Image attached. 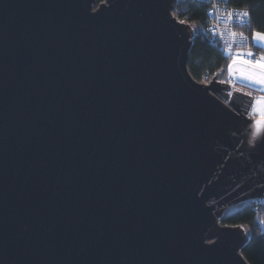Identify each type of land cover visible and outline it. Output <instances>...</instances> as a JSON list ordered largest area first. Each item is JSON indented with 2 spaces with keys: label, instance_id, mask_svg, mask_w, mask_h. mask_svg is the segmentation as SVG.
Masks as SVG:
<instances>
[{
  "label": "water",
  "instance_id": "water-1",
  "mask_svg": "<svg viewBox=\"0 0 264 264\" xmlns=\"http://www.w3.org/2000/svg\"><path fill=\"white\" fill-rule=\"evenodd\" d=\"M178 1L0 0V264H250L264 127L193 79Z\"/></svg>",
  "mask_w": 264,
  "mask_h": 264
},
{
  "label": "trees",
  "instance_id": "trees-1",
  "mask_svg": "<svg viewBox=\"0 0 264 264\" xmlns=\"http://www.w3.org/2000/svg\"><path fill=\"white\" fill-rule=\"evenodd\" d=\"M103 0H97L100 4ZM230 7L250 11L249 25L242 31L249 38L254 31H264V0H228ZM209 4L201 0H179L174 11L175 17L195 29L192 51L189 56L188 70L194 80L207 83L221 73L226 66L227 58L218 40L204 33L209 24L207 11ZM223 223L231 226H242L247 231L248 242L243 249V256L250 264H264V200L248 201L229 210Z\"/></svg>",
  "mask_w": 264,
  "mask_h": 264
},
{
  "label": "built area",
  "instance_id": "built-area-1",
  "mask_svg": "<svg viewBox=\"0 0 264 264\" xmlns=\"http://www.w3.org/2000/svg\"><path fill=\"white\" fill-rule=\"evenodd\" d=\"M209 4L207 11L209 24L204 28V33L211 35L222 47L224 57L227 58V63L224 71V80L220 83V91L215 96L221 100L228 108L232 109L238 114H244L249 120L258 119L253 115L252 101L264 95V89L259 85L251 84L248 81L240 78V73L236 72L234 75L227 74V65L231 62L232 56L237 53L245 54L244 58L258 60L264 56V45H256L252 38L244 34L242 28L249 25L251 15L241 18L233 15L231 18L227 15L228 12H243L242 9H234L229 6L228 0H201ZM235 32L236 36L233 37L231 33ZM243 33V35H240ZM252 52V57H247L246 54ZM239 67V66H238ZM206 84H209L212 79L205 78ZM231 94V95H229ZM242 99V105L239 111L233 108V103Z\"/></svg>",
  "mask_w": 264,
  "mask_h": 264
},
{
  "label": "snow or ice",
  "instance_id": "snow-or-ice-1",
  "mask_svg": "<svg viewBox=\"0 0 264 264\" xmlns=\"http://www.w3.org/2000/svg\"><path fill=\"white\" fill-rule=\"evenodd\" d=\"M237 15L243 20V18L250 15V11L243 12H228L227 15L231 18L233 15ZM233 37L236 36V33H231ZM240 35H243L241 33ZM252 40L258 44L264 45V31H254L252 33ZM247 57H252L253 53L248 52ZM245 54L237 53L232 56L231 62L227 65V74L229 76L234 75L236 72L240 73V78L248 81L251 84L259 85L264 89V56H261L258 60H252L244 58ZM239 66V67H238ZM225 69L221 68L220 72H224ZM219 75V73H217ZM231 95V94H229ZM253 105V115H259L261 119L255 120L256 134L258 135L261 128L264 127V97L256 98L252 101ZM264 143V140L261 141Z\"/></svg>",
  "mask_w": 264,
  "mask_h": 264
},
{
  "label": "rangeland",
  "instance_id": "rangeland-1",
  "mask_svg": "<svg viewBox=\"0 0 264 264\" xmlns=\"http://www.w3.org/2000/svg\"><path fill=\"white\" fill-rule=\"evenodd\" d=\"M254 43H255L256 45H261V44H258V43L255 42V41H254ZM260 97H264V95H263V96H260ZM260 97H259V98H260ZM255 116H256L257 118H260V119H261V117H260L259 115H255ZM248 233H249V230H248Z\"/></svg>",
  "mask_w": 264,
  "mask_h": 264
}]
</instances>
